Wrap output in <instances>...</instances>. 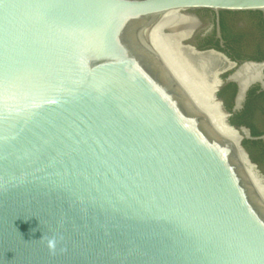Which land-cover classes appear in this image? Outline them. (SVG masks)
Segmentation results:
<instances>
[{"label": "water", "instance_id": "water-1", "mask_svg": "<svg viewBox=\"0 0 264 264\" xmlns=\"http://www.w3.org/2000/svg\"><path fill=\"white\" fill-rule=\"evenodd\" d=\"M203 9L264 0H0V264H264V134L228 120L264 60L226 111Z\"/></svg>", "mask_w": 264, "mask_h": 264}, {"label": "flooded vegetation", "instance_id": "flooded-vegetation-1", "mask_svg": "<svg viewBox=\"0 0 264 264\" xmlns=\"http://www.w3.org/2000/svg\"><path fill=\"white\" fill-rule=\"evenodd\" d=\"M183 15L191 16L196 25L182 42L202 52H212L222 57L223 66L217 72L220 87L217 93L221 94L223 106L230 105V111L234 106V97L237 92L235 82H225L228 76L242 63L246 61L260 62L264 60V12L243 11L229 12L221 11L218 16L210 10H189L181 12ZM249 15L253 19L254 36L251 30H247L240 21L239 16ZM255 38H253V37ZM264 82V70L263 78ZM231 117L242 121L256 135L264 134V88L259 81L253 82L246 90L245 98L241 108L231 112ZM253 135V134H252ZM244 141V140H243ZM249 141L244 146L250 159L256 164L259 173L264 176V144L261 140ZM256 142V143H253Z\"/></svg>", "mask_w": 264, "mask_h": 264}, {"label": "trees", "instance_id": "trees-1", "mask_svg": "<svg viewBox=\"0 0 264 264\" xmlns=\"http://www.w3.org/2000/svg\"><path fill=\"white\" fill-rule=\"evenodd\" d=\"M217 94V96L218 97H221V94L220 93H216ZM224 108L226 109V111H230V105H228L227 103L224 105ZM228 120H229V123L230 124H232V125H240V124H243L242 123V121H240V120H235L233 117H229L228 118ZM252 134L253 135H256L257 133H256V131H252ZM248 143H249V141H246V140H244V141H242V144L244 145V146H246V145H248ZM253 143H256V142H253Z\"/></svg>", "mask_w": 264, "mask_h": 264}, {"label": "clouds", "instance_id": "clouds-1", "mask_svg": "<svg viewBox=\"0 0 264 264\" xmlns=\"http://www.w3.org/2000/svg\"><path fill=\"white\" fill-rule=\"evenodd\" d=\"M52 246H53V242L49 241V247H52Z\"/></svg>", "mask_w": 264, "mask_h": 264}]
</instances>
